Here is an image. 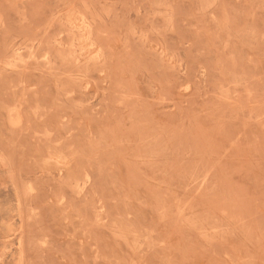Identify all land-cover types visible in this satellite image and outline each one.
Instances as JSON below:
<instances>
[{
	"label": "rangeland",
	"instance_id": "374dc122",
	"mask_svg": "<svg viewBox=\"0 0 264 264\" xmlns=\"http://www.w3.org/2000/svg\"><path fill=\"white\" fill-rule=\"evenodd\" d=\"M0 264H264V0H0Z\"/></svg>",
	"mask_w": 264,
	"mask_h": 264
}]
</instances>
